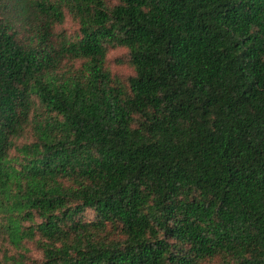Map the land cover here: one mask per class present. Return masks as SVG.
I'll return each instance as SVG.
<instances>
[{
    "label": "trees",
    "instance_id": "1",
    "mask_svg": "<svg viewBox=\"0 0 264 264\" xmlns=\"http://www.w3.org/2000/svg\"><path fill=\"white\" fill-rule=\"evenodd\" d=\"M116 1L0 0V235L42 264H264V0Z\"/></svg>",
    "mask_w": 264,
    "mask_h": 264
},
{
    "label": "rangeland",
    "instance_id": "2",
    "mask_svg": "<svg viewBox=\"0 0 264 264\" xmlns=\"http://www.w3.org/2000/svg\"><path fill=\"white\" fill-rule=\"evenodd\" d=\"M109 7L115 6L117 4L116 0H107ZM57 36L61 35L68 39L75 38L79 33L78 23L75 22L69 15L63 25L58 26L56 29ZM79 61H70L66 63V68L74 67L78 69L80 67ZM106 68L110 70L114 77L122 80L124 83L134 75V71L129 64L128 51L124 48H109ZM84 219L92 220L94 219V214L91 211H87L84 214ZM38 239V237H37ZM0 260L4 264H13L14 259H19L20 255L25 257V262L27 264H42L43 253L34 242H23L22 249L14 246L8 240V238L1 234L0 235ZM205 264H225L223 260L218 259L212 262H206Z\"/></svg>",
    "mask_w": 264,
    "mask_h": 264
}]
</instances>
